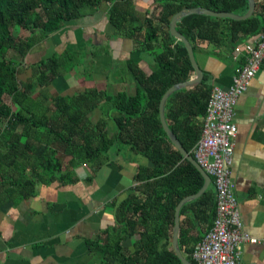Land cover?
<instances>
[{"label": "trees", "instance_id": "16d2710c", "mask_svg": "<svg viewBox=\"0 0 264 264\" xmlns=\"http://www.w3.org/2000/svg\"><path fill=\"white\" fill-rule=\"evenodd\" d=\"M98 1L0 0V205L30 196L38 180L69 178L76 166L96 164L111 146L126 145L149 159L152 167H138L134 175L138 184L117 205L114 224L88 245L104 264H181L168 240L174 207L182 197L195 193L203 179L171 145L157 116L165 89L193 73L183 44L168 33V21L176 11L192 7L242 14L247 0H152L141 47L150 49L156 42L161 47L152 57L149 73L132 62L125 64L134 86L131 94L124 88L114 93L96 88L69 95L47 92L39 95L50 104L40 105L33 100L34 87L49 84L63 62L58 55L39 59L30 64L29 78L17 81L15 68L34 45V32L44 37L63 21L91 11ZM105 1L109 2L107 20L114 32L121 31L133 12L130 0ZM174 27L190 42L192 52L201 42L224 41L233 47L244 37L264 32V0H254L253 12L245 19L191 13ZM20 29L27 35L21 36ZM127 32L138 34L130 27ZM209 92L202 75L198 83L174 90L164 101L165 123L189 155L200 134ZM94 112L97 117L91 120ZM214 209V196L207 188L179 208L178 217H183L178 219L177 245L191 262L192 246L204 234ZM133 231L136 238L128 252L121 240Z\"/></svg>", "mask_w": 264, "mask_h": 264}, {"label": "crops", "instance_id": "0c3cea01", "mask_svg": "<svg viewBox=\"0 0 264 264\" xmlns=\"http://www.w3.org/2000/svg\"><path fill=\"white\" fill-rule=\"evenodd\" d=\"M153 3L152 0H130L133 12L121 31L114 32V26L107 20L109 2L105 0H99L91 11L63 21L44 37L35 31L34 45L15 68L17 81L29 78L31 63L58 55L63 62L58 74L49 84L33 89V100L40 105L50 104L49 99L40 97L47 92L69 95L96 88L114 93L124 88L131 94L134 86L126 76L125 64L132 62L149 73L152 57L161 47V42L150 49L141 47L144 20ZM127 27L138 30V34L130 35ZM254 36L242 38L233 47L224 41L198 44L193 51L194 58L210 90L229 85ZM234 48L237 56L232 60ZM89 116L93 120L97 114ZM232 122L236 133L230 180L239 227L241 232L258 241L238 245L236 264H264L261 243L264 240V60L238 97ZM140 165L150 169L152 162L126 145L115 144L99 156L96 164L85 162L76 166L69 178L38 180L30 196L1 204L0 264H104L98 261L88 241L96 240L114 224L117 205L138 184L134 175ZM206 188L214 196L211 179ZM188 215L190 212H186ZM211 222L210 219L205 225V231ZM170 235L171 232L168 238ZM135 238L134 231L131 236L125 234L121 240L125 251H132ZM164 242L165 235L159 248Z\"/></svg>", "mask_w": 264, "mask_h": 264}, {"label": "built area", "instance_id": "2783aa9c", "mask_svg": "<svg viewBox=\"0 0 264 264\" xmlns=\"http://www.w3.org/2000/svg\"><path fill=\"white\" fill-rule=\"evenodd\" d=\"M237 49L231 55L235 60ZM264 60V32L256 33L246 47L229 85L211 88L206 100L200 134L192 147L196 163L210 177L214 188L215 209L211 225L194 243L190 257L194 264H236L241 242H258L240 231L237 202L232 192L230 164L236 126L234 106L250 79ZM264 244V240L261 241Z\"/></svg>", "mask_w": 264, "mask_h": 264}, {"label": "water", "instance_id": "95a60500", "mask_svg": "<svg viewBox=\"0 0 264 264\" xmlns=\"http://www.w3.org/2000/svg\"><path fill=\"white\" fill-rule=\"evenodd\" d=\"M254 8V0H247V8L244 13L242 14H236V13H230V12H221V11H212L203 7H192V8H183L171 15L168 21V33L176 40H179L187 54V58L189 60V63L192 67L193 70V76L190 77L189 79L185 81H179L176 82L172 85H170L165 91L161 94L158 105H157V116L158 120L160 123V126L165 133L166 138L169 140L171 145L180 153L181 157L187 161H189L195 169L199 172L201 175L203 181L200 186V188L192 194L186 195L182 197L177 204L174 207V212H173V224H172V229H171V235H170V243H171V248L174 251L176 257L179 259L181 264H194L193 262L187 260L182 254L180 253L177 245V233H178V211L180 206L187 200L192 199L197 197L207 186L209 183L210 177L203 171L201 167L196 163L192 155H189L179 144L173 133L168 129L165 120H164V115H163V106H164V101L165 99L169 96L171 92L174 90H177L182 87L186 86H192L196 83H198L201 78H202V73L201 70L199 69L195 58H194V53L192 52V48L190 45V42L180 33L178 32L174 24L177 20H179L181 17L191 14V13H196V14H206L210 15L213 17H227V18H232V19H245L248 16L251 15L253 12Z\"/></svg>", "mask_w": 264, "mask_h": 264}, {"label": "rangeland", "instance_id": "374dc122", "mask_svg": "<svg viewBox=\"0 0 264 264\" xmlns=\"http://www.w3.org/2000/svg\"><path fill=\"white\" fill-rule=\"evenodd\" d=\"M19 34L21 35V36H23L24 35V33L26 32L25 30H22V29H20L19 31ZM18 74H20V73H18ZM16 76H17V73L15 74ZM17 78V77H16Z\"/></svg>", "mask_w": 264, "mask_h": 264}, {"label": "clouds", "instance_id": "9594fccd", "mask_svg": "<svg viewBox=\"0 0 264 264\" xmlns=\"http://www.w3.org/2000/svg\"><path fill=\"white\" fill-rule=\"evenodd\" d=\"M193 157V156H192Z\"/></svg>", "mask_w": 264, "mask_h": 264}]
</instances>
